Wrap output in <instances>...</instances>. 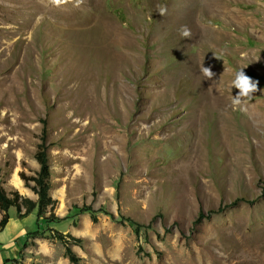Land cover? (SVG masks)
<instances>
[{"label": "rangeland", "instance_id": "1", "mask_svg": "<svg viewBox=\"0 0 264 264\" xmlns=\"http://www.w3.org/2000/svg\"><path fill=\"white\" fill-rule=\"evenodd\" d=\"M43 129L51 202L0 264H264V0H0L9 197L38 200Z\"/></svg>", "mask_w": 264, "mask_h": 264}, {"label": "trees", "instance_id": "2", "mask_svg": "<svg viewBox=\"0 0 264 264\" xmlns=\"http://www.w3.org/2000/svg\"><path fill=\"white\" fill-rule=\"evenodd\" d=\"M45 124V122H43ZM41 143L37 147V151L35 153V160L39 165V171L36 173L35 177H26L23 173L20 174V178L25 182L29 183L30 181L34 182V186L32 190L38 196V200L32 201L30 199H23L21 198L17 192L11 194V197L8 196L6 191L0 187V210H6L9 208H15L17 214V219H23L30 215L36 208L42 209L43 207L48 206V203L51 202V198L49 195L50 185L48 182L49 178V169H48V158H47V150H46V131L43 129L41 135ZM24 209V214L20 215L21 210ZM75 212L77 215L81 213H90L91 209L89 208H78L74 207ZM9 220L8 216H4L2 220H0V230H2ZM94 221H96V217L94 216ZM45 224L47 223H55L60 221L59 218L55 217L53 214L50 218L44 219ZM132 227H136L137 223L132 220H128ZM71 250L67 249V256L69 257L70 261L73 262V256H71Z\"/></svg>", "mask_w": 264, "mask_h": 264}, {"label": "clouds", "instance_id": "3", "mask_svg": "<svg viewBox=\"0 0 264 264\" xmlns=\"http://www.w3.org/2000/svg\"><path fill=\"white\" fill-rule=\"evenodd\" d=\"M165 11V9H161L159 14L163 15ZM190 35V30L186 26L181 29L182 37H190ZM243 69H239L232 80V88L235 87L239 90L237 95L233 96L232 104L241 110H245L246 105L252 100L253 94L258 90V81L247 76ZM202 72L207 79L215 76V73L209 67H202Z\"/></svg>", "mask_w": 264, "mask_h": 264}, {"label": "crops", "instance_id": "4", "mask_svg": "<svg viewBox=\"0 0 264 264\" xmlns=\"http://www.w3.org/2000/svg\"><path fill=\"white\" fill-rule=\"evenodd\" d=\"M26 222L19 220H12L11 224L7 226L0 233V244H4L9 242L12 238H14L24 227Z\"/></svg>", "mask_w": 264, "mask_h": 264}, {"label": "bare ground", "instance_id": "5", "mask_svg": "<svg viewBox=\"0 0 264 264\" xmlns=\"http://www.w3.org/2000/svg\"><path fill=\"white\" fill-rule=\"evenodd\" d=\"M13 183H14V185H16V186H19L20 184H21V181H20V179L18 178V176L17 175H13Z\"/></svg>", "mask_w": 264, "mask_h": 264}]
</instances>
